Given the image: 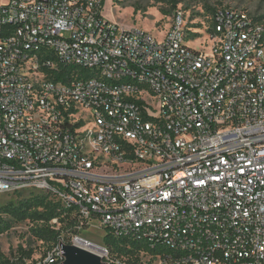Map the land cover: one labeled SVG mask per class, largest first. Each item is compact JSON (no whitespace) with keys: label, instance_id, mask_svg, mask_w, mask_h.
Here are the masks:
<instances>
[{"label":"built area","instance_id":"built-area-1","mask_svg":"<svg viewBox=\"0 0 264 264\" xmlns=\"http://www.w3.org/2000/svg\"><path fill=\"white\" fill-rule=\"evenodd\" d=\"M102 8L0 0V196L44 194L165 264H264V24L218 7L196 50L180 10L158 38Z\"/></svg>","mask_w":264,"mask_h":264},{"label":"rangeland","instance_id":"rangeland-1","mask_svg":"<svg viewBox=\"0 0 264 264\" xmlns=\"http://www.w3.org/2000/svg\"><path fill=\"white\" fill-rule=\"evenodd\" d=\"M102 16L109 22L117 23L123 27H138L149 31L158 38L162 37L171 25L175 13L182 11L189 34V46L196 50H206L212 41L211 23L212 11L218 7L226 6L245 10L253 18L264 23V0H104ZM18 197L0 196V218L9 223V228L0 234L1 253L14 260L22 255V251H32L30 259H24L19 264H37L55 246L49 242L39 241L35 231L41 227L42 222L31 220L15 221L3 212L4 206L9 203L17 204ZM17 199V200H16ZM13 200V201H12ZM41 212L42 209H39ZM60 238L66 242L73 234L101 245L107 250L110 261L127 263L129 254L120 241L109 238L105 242V232L100 228L97 220H92L88 229L74 230V224L69 218L60 215ZM142 264H165L158 257L144 252L139 253ZM108 261V260H107Z\"/></svg>","mask_w":264,"mask_h":264},{"label":"trees","instance_id":"trees-1","mask_svg":"<svg viewBox=\"0 0 264 264\" xmlns=\"http://www.w3.org/2000/svg\"><path fill=\"white\" fill-rule=\"evenodd\" d=\"M101 1L103 3L104 0ZM215 11L216 9L212 11V18L214 17ZM8 196H12L14 198L18 197L17 199H19V202L17 204L9 203L8 205H5L3 207L4 208L3 212L11 216L15 221L31 220L36 222H42L41 227H39L35 231L36 238L39 241L49 242L52 243L54 246L57 245V243L60 240V231L54 230L50 225V221L53 218L58 217L60 215L59 212L57 211L58 204L52 202L49 199V197L44 194L30 195V196H20V195L19 196L8 195ZM39 209H42V211L40 212ZM60 221L62 220L60 219ZM8 228H9V223L0 218V234H2ZM108 240L109 237H106L105 242H108ZM118 241L122 242L123 246L127 248L126 252L129 254L128 261L127 263L124 264H142L140 263L138 257L139 253L141 252L149 254L153 257H158L162 261L163 260L167 261L171 256L174 255L171 251L167 250L166 248L160 245L155 247H150L149 244L146 242H135L128 240H118ZM20 250L22 252V255L18 258H15L14 260L5 257L0 251V264H19L20 262L22 263L24 259L31 258L32 251L25 253L24 251H22V249Z\"/></svg>","mask_w":264,"mask_h":264},{"label":"water","instance_id":"water-1","mask_svg":"<svg viewBox=\"0 0 264 264\" xmlns=\"http://www.w3.org/2000/svg\"><path fill=\"white\" fill-rule=\"evenodd\" d=\"M64 261L61 264H107L102 258L92 252L75 245H63Z\"/></svg>","mask_w":264,"mask_h":264},{"label":"bare ground","instance_id":"bare-ground-1","mask_svg":"<svg viewBox=\"0 0 264 264\" xmlns=\"http://www.w3.org/2000/svg\"><path fill=\"white\" fill-rule=\"evenodd\" d=\"M79 237L82 238V239H85L82 236H79ZM85 240H87V239H85ZM87 241H89L91 243V245L88 247L89 250H91L92 252L98 254L99 256L103 255L104 251H103V247L101 245L96 244V243H94V242H92L90 240H87Z\"/></svg>","mask_w":264,"mask_h":264}]
</instances>
